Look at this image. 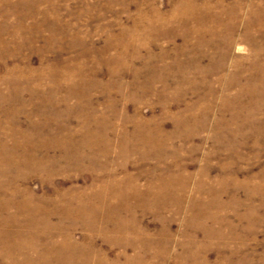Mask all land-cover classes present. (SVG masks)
<instances>
[{
	"label": "rangeland",
	"instance_id": "1",
	"mask_svg": "<svg viewBox=\"0 0 264 264\" xmlns=\"http://www.w3.org/2000/svg\"><path fill=\"white\" fill-rule=\"evenodd\" d=\"M0 264H264V0H0Z\"/></svg>",
	"mask_w": 264,
	"mask_h": 264
}]
</instances>
